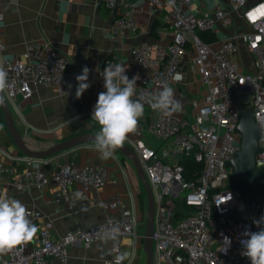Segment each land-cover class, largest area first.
Segmentation results:
<instances>
[{
    "label": "built area",
    "instance_id": "2783aa9c",
    "mask_svg": "<svg viewBox=\"0 0 264 264\" xmlns=\"http://www.w3.org/2000/svg\"><path fill=\"white\" fill-rule=\"evenodd\" d=\"M3 1L0 0V25L4 21ZM104 3L113 17L109 25L111 36L137 31V16L150 6V11L164 10L163 30L170 33V41L133 46L130 67L121 51L113 52L100 71L109 64H124L129 79L140 76L136 82L137 96L147 97L165 82L172 86L184 58L193 53L194 67L206 87L202 99L188 102L192 110L190 118L159 112L154 122L138 123L137 131L129 134L124 143L136 152L155 197L154 264H250L240 254L241 233L246 228L257 230L253 221H239L231 216L232 211H243L245 204L239 191L230 187L233 169L228 163L242 147V135L237 131L242 107L252 108L254 120L264 133V0H104ZM232 11L239 13L243 24L235 25V30L226 34L223 31L233 23ZM198 32L215 39L205 40ZM5 49L0 39V55ZM243 51L248 58L241 59ZM23 56L25 61L6 57L0 60L8 72L9 87L4 95L13 116L21 114V103L31 97L34 86L62 87L66 78L68 61L49 43L29 44ZM103 84L98 72L99 93L105 91ZM247 95L250 100L244 104ZM148 136L156 139L158 145H150ZM259 147L256 164L262 169L264 134ZM183 159H192L202 166L201 171L192 172L187 178L186 169L180 164ZM26 160L27 169L14 183L23 192L29 188L45 190L53 184L61 190L63 200L69 201L72 185L80 184L84 190L97 189L109 179L104 167L66 163L47 173L43 166L51 163L50 158L26 157ZM1 180L0 168V190ZM259 184L264 186V178ZM174 200L179 203L178 211L171 208ZM183 204L194 212L177 219L176 213H184ZM27 209L34 223L35 214ZM111 211L116 215L111 216ZM100 212L104 218L101 224L68 231L60 239L53 237V224L46 221L33 247L24 243L15 246L3 255L0 264H47L50 257L68 264L70 249L88 248L100 240L111 241L113 252V258L102 264H113L115 255L121 252L119 241L138 237L142 221L127 213L118 198L101 203ZM113 229L119 232L116 241L109 238ZM225 236L231 240L226 250Z\"/></svg>",
    "mask_w": 264,
    "mask_h": 264
},
{
    "label": "crops",
    "instance_id": "0c3cea01",
    "mask_svg": "<svg viewBox=\"0 0 264 264\" xmlns=\"http://www.w3.org/2000/svg\"><path fill=\"white\" fill-rule=\"evenodd\" d=\"M150 8L147 6L137 16V31H127L123 36L113 37L109 33L113 17L104 0L3 1L4 21L0 25V39L6 49L0 55V60L6 57L25 61L23 55L29 44L49 43L68 61L63 86H34L31 97L21 103V114L14 116L17 129L30 148L46 149L78 135L95 134L99 131V125L91 120L99 94L97 66L100 69L113 52L121 51L130 67V51L133 46L145 42L166 44L170 41V33L163 30L164 10L152 8L150 11ZM238 14L232 11L233 23L223 32L230 34L235 30V25L243 24ZM244 58L248 57L243 51L241 59ZM84 66L91 70V86L77 99L75 77L81 74ZM177 75L181 79L175 81L171 87L174 89L175 98L185 102L172 114L190 118L192 110L188 102L193 98L202 99L206 93V87L193 64V53L186 55ZM158 113L159 111H154L149 105L145 106L139 123L147 125L154 122ZM147 140L154 147L159 143L149 136ZM50 159L51 163L43 166L47 173L60 165L71 163L77 167H104L108 171L109 179L104 186L97 189L84 190L80 184L72 185L69 201L63 200L61 190L53 184L45 190L29 188L24 192L20 191L14 183L27 169V160L13 142L0 107V194L6 193L21 201L26 208L32 209L35 214L33 224L38 229L34 238L24 244L28 247L35 245V237L46 221L52 222V235L55 239H60L68 231L95 227L104 221L100 204L118 198L127 213L142 221L138 228V237H126L119 241L121 252L131 254L124 264H145L143 235L147 200L133 163L118 152L112 158L102 159L94 149V144L73 148ZM77 192L82 195L77 197ZM110 215L115 216L116 212L111 211ZM111 247V241L100 240L88 248L70 249L68 264H102L113 258ZM2 257L0 255V259ZM47 264H60V261L50 257Z\"/></svg>",
    "mask_w": 264,
    "mask_h": 264
},
{
    "label": "clouds",
    "instance_id": "9594fccd",
    "mask_svg": "<svg viewBox=\"0 0 264 264\" xmlns=\"http://www.w3.org/2000/svg\"><path fill=\"white\" fill-rule=\"evenodd\" d=\"M90 71L87 66H84L81 74L75 77L77 81L75 97L77 99L81 98L91 86ZM96 71L100 72L103 77L105 91L98 94L91 120L99 125V131L94 136V149L102 159L107 160L114 157L116 150L123 146L129 134L137 131L139 120L144 115L145 103L154 111H159L164 115H171L181 108V102L175 98L174 89L167 82L162 84L160 90L147 97L143 94L137 96L136 82L140 76L137 74L129 79L125 74L127 66L124 64H109L103 71H100L97 66ZM173 79L179 81L181 77L176 75ZM8 87V72L0 65V105L5 102L3 93ZM75 195L80 197L82 194L77 192ZM30 215L31 213L21 201L6 193L0 194V255H5L15 246L34 238L38 229L29 219ZM253 224L259 231L246 228L241 233L242 250L240 254L247 257L250 264H264V213L259 219L254 218ZM118 236L117 229H113L109 234L112 241H116ZM224 243L226 245L224 250H226L231 240L225 236ZM130 255L129 252H117L113 264H123V261L127 260Z\"/></svg>",
    "mask_w": 264,
    "mask_h": 264
},
{
    "label": "water",
    "instance_id": "95a60500",
    "mask_svg": "<svg viewBox=\"0 0 264 264\" xmlns=\"http://www.w3.org/2000/svg\"><path fill=\"white\" fill-rule=\"evenodd\" d=\"M4 95V93H3ZM5 102L0 105L4 121L8 132L17 148L28 158L40 160L51 158L62 152L85 145L94 144V133L82 134L66 141L52 145L46 149H32L23 140L17 129L14 116L10 110L6 97ZM237 131L242 135L241 150L228 163V167L233 169L231 188L239 191L245 208L241 212L232 211L231 216L239 221H253L259 219L264 213V186L259 184V180L264 178V168L258 169L256 164L257 155L260 152L259 141L263 136L254 120L251 107H242L240 112V124ZM116 152L129 159L136 170L138 178L142 182L147 200L146 223L144 232V253L145 264H154L153 236L155 228V197L151 185L145 174L138 156L134 149L126 144L118 148ZM256 230L259 229L255 226Z\"/></svg>",
    "mask_w": 264,
    "mask_h": 264
},
{
    "label": "trees",
    "instance_id": "16d2710c",
    "mask_svg": "<svg viewBox=\"0 0 264 264\" xmlns=\"http://www.w3.org/2000/svg\"><path fill=\"white\" fill-rule=\"evenodd\" d=\"M198 34L204 38L205 40H214V36L212 35H208V34H205V33H199ZM95 132V131H93ZM180 164H182L184 166V168L186 169V172H187V178H190V174L192 172H200L201 169H202V166L195 163L192 159H183V160H180ZM183 211L185 213H189V212H194V209L193 208H188L186 207L184 204H183ZM184 213H176V218H180Z\"/></svg>",
    "mask_w": 264,
    "mask_h": 264
},
{
    "label": "rangeland",
    "instance_id": "374dc122",
    "mask_svg": "<svg viewBox=\"0 0 264 264\" xmlns=\"http://www.w3.org/2000/svg\"><path fill=\"white\" fill-rule=\"evenodd\" d=\"M249 100H250V95H247L246 98L243 99V103H244V104H247V103L249 102ZM171 208H172L173 210H175V211H176V210L178 211V209L180 208L178 201H175V200L172 201V202H171ZM184 214H187V213L184 212Z\"/></svg>",
    "mask_w": 264,
    "mask_h": 264
}]
</instances>
